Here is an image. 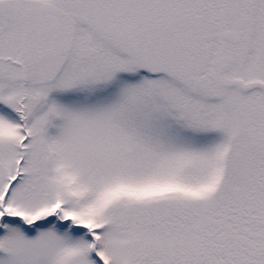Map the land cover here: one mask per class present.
I'll use <instances>...</instances> for the list:
<instances>
[{
    "label": "snow or ice",
    "instance_id": "obj_1",
    "mask_svg": "<svg viewBox=\"0 0 264 264\" xmlns=\"http://www.w3.org/2000/svg\"><path fill=\"white\" fill-rule=\"evenodd\" d=\"M0 264H264V0H0Z\"/></svg>",
    "mask_w": 264,
    "mask_h": 264
}]
</instances>
